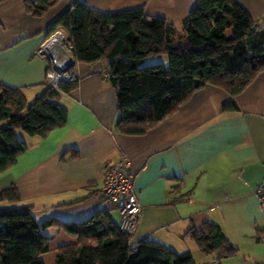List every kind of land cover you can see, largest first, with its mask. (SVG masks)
<instances>
[{"label":"crops","instance_id":"obj_1","mask_svg":"<svg viewBox=\"0 0 264 264\" xmlns=\"http://www.w3.org/2000/svg\"><path fill=\"white\" fill-rule=\"evenodd\" d=\"M197 1L58 0L36 14L38 0H0V85L21 91L29 104L43 94L51 62L39 50L56 32L69 37L61 28L49 35V29L77 2L104 13L142 8L181 36ZM236 1L264 21V0ZM107 66L74 58L76 86L58 101L67 109L66 124L45 138L17 132L27 149L0 174V192L14 186L20 201L1 205L27 208L39 222L79 223L105 212L118 225L119 207L104 197L106 168L127 158L142 204L133 247L151 240L190 252L196 264H264V210L257 195L264 182V70L234 98L235 111L224 110L232 100L225 90L207 86L145 135L130 136L118 128ZM206 223L223 229L238 250L235 257L218 260L199 251L187 233ZM44 235L51 238L50 251L41 256L45 264H55L60 248L77 243L56 227Z\"/></svg>","mask_w":264,"mask_h":264},{"label":"trees","instance_id":"obj_2","mask_svg":"<svg viewBox=\"0 0 264 264\" xmlns=\"http://www.w3.org/2000/svg\"><path fill=\"white\" fill-rule=\"evenodd\" d=\"M57 1L38 0L34 12L40 14ZM59 28L68 32L78 63L108 62L118 128L130 136L145 135L207 86L225 90L232 100L224 110L235 111L234 98L264 70V21L254 20L236 0H198L181 36L163 18L146 17L142 8L104 13L83 2L61 15L49 35ZM163 54L169 56L168 68L143 65ZM75 86L46 87L29 104L21 91L0 85V174L27 149L18 131L45 138L66 124L67 109L58 101ZM19 201L14 186L0 192V204ZM54 227L77 239L58 250L55 264H196L190 252L179 254L151 240L133 247L131 236L120 231L109 213L79 223L39 222L27 208L0 207L1 264H45L41 256L50 251L51 238L44 231ZM187 236L201 253L218 260L238 253L218 225L192 227Z\"/></svg>","mask_w":264,"mask_h":264},{"label":"built area","instance_id":"obj_3","mask_svg":"<svg viewBox=\"0 0 264 264\" xmlns=\"http://www.w3.org/2000/svg\"><path fill=\"white\" fill-rule=\"evenodd\" d=\"M72 49L69 37L61 32L54 33L40 48L39 55L48 57L51 62L46 87L58 90L65 83L77 82L78 77L73 70ZM135 176L132 164L127 158L106 168L104 197L118 205L119 229L129 236L135 233L142 211V204L134 190ZM257 195L264 210V182L258 187Z\"/></svg>","mask_w":264,"mask_h":264},{"label":"rangeland","instance_id":"obj_4","mask_svg":"<svg viewBox=\"0 0 264 264\" xmlns=\"http://www.w3.org/2000/svg\"><path fill=\"white\" fill-rule=\"evenodd\" d=\"M157 64H163L166 68L169 67V56L168 55H156V56H151L149 58H147L144 62V66H153V65H157ZM18 134H23L21 132H18ZM19 139H22L19 135H18ZM0 207H5L3 205L0 204Z\"/></svg>","mask_w":264,"mask_h":264},{"label":"bare ground","instance_id":"obj_5","mask_svg":"<svg viewBox=\"0 0 264 264\" xmlns=\"http://www.w3.org/2000/svg\"><path fill=\"white\" fill-rule=\"evenodd\" d=\"M62 34H64V35H66V33L63 31V32H61Z\"/></svg>","mask_w":264,"mask_h":264}]
</instances>
